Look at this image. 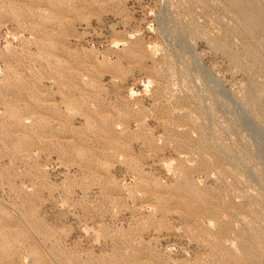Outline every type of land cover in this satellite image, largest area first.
Returning <instances> with one entry per match:
<instances>
[{
	"label": "rangeland",
	"instance_id": "rangeland-1",
	"mask_svg": "<svg viewBox=\"0 0 264 264\" xmlns=\"http://www.w3.org/2000/svg\"><path fill=\"white\" fill-rule=\"evenodd\" d=\"M59 2L0 0V264H264V0Z\"/></svg>",
	"mask_w": 264,
	"mask_h": 264
},
{
	"label": "bare ground",
	"instance_id": "bare-ground-1",
	"mask_svg": "<svg viewBox=\"0 0 264 264\" xmlns=\"http://www.w3.org/2000/svg\"><path fill=\"white\" fill-rule=\"evenodd\" d=\"M67 2V0H60V2L59 3H66ZM4 9V8H3ZM71 10V9H70ZM192 194V193H191ZM21 233V232H20ZM1 242H4V240L1 238ZM8 251V250H7ZM231 259V258H230Z\"/></svg>",
	"mask_w": 264,
	"mask_h": 264
}]
</instances>
